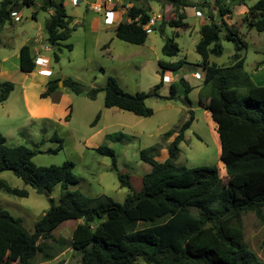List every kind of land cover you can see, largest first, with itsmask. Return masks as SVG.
<instances>
[{"label": "trees", "instance_id": "obj_1", "mask_svg": "<svg viewBox=\"0 0 264 264\" xmlns=\"http://www.w3.org/2000/svg\"><path fill=\"white\" fill-rule=\"evenodd\" d=\"M27 6L32 0H23ZM133 2L139 0H132ZM143 4L132 3L125 9V20L114 27L116 38L142 44L147 31L143 25L150 18V8L145 2L168 3L173 17L165 24L175 29H186L185 7H192L189 0H141ZM227 0H215V16L203 22L199 28V40L195 51L200 56L203 69L202 84L208 86V93L202 95L205 109L215 123L219 141V159L227 177L235 178L225 186L216 165L185 166L174 160L179 155V143L184 139V131L191 125L194 115L180 125L173 139L167 144V157L156 159L157 145L139 150V159L150 166L141 176V186L135 191L129 175L118 172L120 186L127 187L129 193L123 201L117 202L109 196L93 197L78 189H71L77 180L72 173L73 163L36 166L32 157L34 150L24 145H8L0 134V172L9 170L25 185L38 193L47 195L49 207L35 221L29 233L21 218L0 208V261L7 256L15 264H31L37 253L48 259L40 239L52 236V231L66 220H79L71 232L70 247L79 253L78 264H264V261L248 248L244 241L242 216L253 212L264 224V85H255L243 71L244 56L239 54L246 43L238 30L229 27L225 16H229L233 6ZM208 2L203 0L201 5ZM14 0H0V25L11 19ZM244 5L240 0L235 5ZM40 9H51L45 25L46 41L52 47L53 60H59L58 52L63 45L60 41L70 35L69 23L72 17L66 13L63 0H43ZM32 17H35L32 12ZM242 22L248 28L264 31V0H255L247 6ZM224 29L225 38L236 42L230 65H217L209 60L210 55L219 56L222 45L219 32ZM163 34V25L158 27ZM177 35L176 32L173 33ZM173 35V37H174ZM173 37L165 38L161 52L167 57L176 56L179 47ZM240 44V46H238ZM185 64L184 59L163 62L160 66V80L149 91L134 93L123 90L117 79L108 75L102 87H90L84 91L81 84L70 77L50 78L45 89L40 92L43 98L58 88V80L74 94H85L94 99L98 91L104 93L105 107H116L138 116H150L152 109L145 104L150 96L174 99L176 85L170 84L167 96H160L161 77L166 70L176 73ZM18 67L29 73L35 63L28 44L20 46ZM182 86L181 100L190 103L189 82L179 78ZM10 81L0 82V102L12 91ZM96 114L91 125L98 120ZM171 131L163 133L166 139ZM58 143L55 151L62 148V139L56 134L50 138ZM94 150L110 156L112 167L116 169L115 153L112 148L99 145ZM59 184L61 192L58 202L49 197L54 185ZM0 189L5 193L26 197L25 188L10 186L0 179Z\"/></svg>", "mask_w": 264, "mask_h": 264}, {"label": "rangeland", "instance_id": "obj_2", "mask_svg": "<svg viewBox=\"0 0 264 264\" xmlns=\"http://www.w3.org/2000/svg\"><path fill=\"white\" fill-rule=\"evenodd\" d=\"M32 1L33 4L27 6L23 0H14L12 9L19 19L11 17L10 21L0 25V82L10 81L13 84L9 96L0 102V134L5 137L6 144L24 145L36 151L32 157L36 166L72 162V173L77 182L70 185L71 189H78L93 197L109 196L121 202L129 189L120 186L118 172L127 173L133 189L139 190L141 176L150 170V166L139 159V150L157 145L155 157L163 161L167 157V144L189 117V110H192L194 119L184 131V139L179 143L180 151L174 163L189 167L216 165L225 186L235 180L225 174L219 159L216 126L200 97L208 93V86L202 84L203 69L195 44L199 40L200 25L211 20L208 17L210 14L219 23L215 0H205L208 2L206 5H201L203 0H189L194 6L183 9L188 24L186 29H175L165 24L174 14L170 4L145 2L150 8V16L161 17L155 20L142 44H132L116 38L114 24L120 18L126 19L125 9L132 3L140 5L144 1H106L109 6L111 3L115 4L113 7L116 12L112 16L113 23L106 25L103 22V11L96 12L89 8L92 2L99 0H77L74 5L70 0H63L66 13L72 20L69 23V37L60 42L71 48L63 46L58 52L57 62H54L53 49L46 41L45 25L51 9H40L43 0ZM239 1H226L234 8L224 18L229 27L238 30L240 38L246 43L245 48L241 47L239 50V54L244 56L243 71L253 84L264 85V31L248 28L242 22L247 6L255 0H243L244 5H235ZM100 2L102 5L103 1ZM197 11L202 16H196ZM32 12L35 17H32ZM160 25H163V34L158 31ZM225 34V30L221 29L219 42L222 53L219 56H209L211 62L221 66L231 64L237 44L225 38ZM167 37H173L179 47L176 56L167 57L161 52V46ZM23 44H35L40 48L31 52L35 67L29 73L22 72L18 67V50ZM37 56L49 59L50 75L42 76L39 73L38 69L44 65L36 63ZM179 59H184L185 64L177 71V75L170 70L164 71L163 75H170V81L163 82L161 77L162 85L158 90L160 96H167L169 85L176 82L179 87L176 88L178 97H147L144 102L152 109L150 116L143 117L116 107H105L102 91H98L95 98L91 99L85 94L86 90L74 94L61 85L48 96L39 97L47 80L56 77H70L79 82L81 87H102L107 76L111 75L127 92H146L160 80L158 61ZM195 71L199 72V78L193 76ZM180 77L185 78L193 87L188 93L190 103L181 100ZM97 113L98 120L91 125ZM166 131L172 133L164 139L163 133ZM53 134L62 139V148L51 152L48 150L58 146L55 140L50 139ZM99 145L114 150L116 169L112 167L110 156L98 154L94 150ZM0 179L12 187L27 189L26 197L11 195L0 189V208L20 217L24 228L31 233L35 221L50 205L47 195L25 185L9 170L0 172ZM60 192L59 184L52 187L49 197L54 203L58 202ZM78 222L80 221L66 220L52 231L50 238L40 239L43 249L50 257L46 259L41 253H37L31 264H78L80 255L69 243L72 229ZM242 229L248 248L264 261V224L253 212L248 211L242 216ZM0 264L15 262L5 256Z\"/></svg>", "mask_w": 264, "mask_h": 264}, {"label": "built area", "instance_id": "obj_3", "mask_svg": "<svg viewBox=\"0 0 264 264\" xmlns=\"http://www.w3.org/2000/svg\"><path fill=\"white\" fill-rule=\"evenodd\" d=\"M95 1H98V0H95ZM100 1H103L102 5H101V2ZM106 1H110V0H99L98 2H92L90 5H89V8L90 9H93V11H103V22L105 24H112L113 21H112V16L115 12V9H114V5L111 3L110 6L108 4H106ZM71 4H76L77 3V0H70ZM100 2V4L98 5V3ZM94 3V4H93ZM11 17H13L15 20L16 19H19V16H17L16 12L15 11H12L10 13ZM122 17V15H121ZM161 17V15H155V16H150L148 22H146L144 25H143V28L147 31L150 30V28L154 25L155 23V20H158L159 18ZM121 20V18H120ZM36 63L40 64V65H44L43 67H41L39 70V73L42 74V75H50L51 73V70L49 68V60L46 58V59H43L42 60V57L40 56H37L36 59H35ZM171 74V73H170ZM199 72L195 71L193 76L195 78H199ZM172 76V75H171ZM162 80L163 82H169L170 81V75L167 76V75H163L162 76Z\"/></svg>", "mask_w": 264, "mask_h": 264}, {"label": "crops", "instance_id": "obj_4", "mask_svg": "<svg viewBox=\"0 0 264 264\" xmlns=\"http://www.w3.org/2000/svg\"><path fill=\"white\" fill-rule=\"evenodd\" d=\"M50 12H51V10H49V13H50ZM200 12H201V11H200ZM115 13H116V12H114V16H115ZM212 13H214V12H212ZM196 16H202V14H199L198 11H197V12H196ZM12 19H14V18L12 17ZM117 22H119V20L115 22L114 27H115V25L117 24ZM106 25H111V24H106ZM199 37H200V35H199ZM19 48H20V47H19ZM29 48H30V52L34 51L33 49H35V50H36V49H37V50L39 49V50H40V48H38L35 44H34L33 46L29 45ZM18 51H19V50H18ZM46 58H47V57H43V56H42V60H43V59H46ZM2 59L4 60L5 58L3 57ZM47 59H48V58H47ZM48 60H49V59H48ZM174 74L177 75V72L174 73ZM42 76H43V75H42ZM177 83H178V82H177ZM174 84L176 85V88L179 89L178 84H176V82H175ZM189 84H190V83H189ZM12 90H13V89H12ZM9 94H10V93H9ZM8 96H9V95H8Z\"/></svg>", "mask_w": 264, "mask_h": 264}, {"label": "water", "instance_id": "obj_5", "mask_svg": "<svg viewBox=\"0 0 264 264\" xmlns=\"http://www.w3.org/2000/svg\"><path fill=\"white\" fill-rule=\"evenodd\" d=\"M62 84H61V80L59 79L58 80V86H61ZM83 88V90H89L90 89V87L89 86H86V87H82ZM46 195V194H45Z\"/></svg>", "mask_w": 264, "mask_h": 264}]
</instances>
